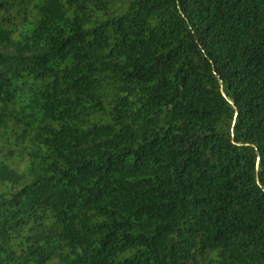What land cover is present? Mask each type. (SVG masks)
Listing matches in <instances>:
<instances>
[{"label":"trees","instance_id":"1","mask_svg":"<svg viewBox=\"0 0 264 264\" xmlns=\"http://www.w3.org/2000/svg\"><path fill=\"white\" fill-rule=\"evenodd\" d=\"M0 264H264V0H0Z\"/></svg>","mask_w":264,"mask_h":264}]
</instances>
